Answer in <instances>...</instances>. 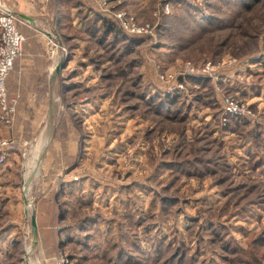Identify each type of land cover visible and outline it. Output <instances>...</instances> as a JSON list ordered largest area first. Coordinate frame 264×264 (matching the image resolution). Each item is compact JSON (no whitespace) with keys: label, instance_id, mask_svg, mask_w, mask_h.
Instances as JSON below:
<instances>
[{"label":"rangeland","instance_id":"1","mask_svg":"<svg viewBox=\"0 0 264 264\" xmlns=\"http://www.w3.org/2000/svg\"><path fill=\"white\" fill-rule=\"evenodd\" d=\"M25 2L40 10L31 22L0 0L24 38L0 119V264H56L59 251L72 264H264V0ZM99 16L115 22L105 35ZM35 42L75 78L15 128L8 77ZM168 74L185 75L175 107ZM230 95L249 113L223 124ZM48 203L59 218L44 231Z\"/></svg>","mask_w":264,"mask_h":264},{"label":"crops","instance_id":"2","mask_svg":"<svg viewBox=\"0 0 264 264\" xmlns=\"http://www.w3.org/2000/svg\"><path fill=\"white\" fill-rule=\"evenodd\" d=\"M9 2L12 3L14 8L19 9V16L28 20V22H31L34 13L38 12L40 14V10L37 6H34L31 2L28 3L25 2V0H9ZM31 12L33 15L30 14ZM43 48L44 46L41 42H35L32 46H29L28 44L25 45L21 56L17 58L12 72L9 74V90L11 93L19 95L16 113L17 119L14 122L15 128L24 126L29 113L32 112L35 114V112H44L41 111V107L44 106L41 102L42 100L49 98V95L51 94L49 92V86L51 83L56 84L59 82L61 85H64V83H69L67 81H72L75 78V76L72 75L69 79L63 80L61 76L63 71L69 67L71 59H69L64 66L61 65L57 69V67L55 68L56 63L52 61V57H50V55L48 56V49H45L47 52L44 53ZM40 84H44L45 87H42ZM38 96L42 99H40L39 108H36L34 101ZM171 96H177V93ZM48 110H50V107H48ZM28 121L29 123H34L32 119H29ZM72 145L74 146V142H72ZM56 217L59 218V213L56 212L54 205H50L49 203L43 205L37 214V223L38 226H40L39 228H43L44 231H48L50 226L49 224H53ZM56 237L58 242H60V234H57ZM41 242H44V239H41ZM44 248L45 251H43L42 256L47 259H51V255L53 254L51 246L45 245Z\"/></svg>","mask_w":264,"mask_h":264},{"label":"built area","instance_id":"3","mask_svg":"<svg viewBox=\"0 0 264 264\" xmlns=\"http://www.w3.org/2000/svg\"><path fill=\"white\" fill-rule=\"evenodd\" d=\"M100 5L102 6V4ZM166 6H169V3H166ZM121 16V14H113V17L118 22L117 25L120 29L140 32V30H133L129 28L130 26L120 20ZM23 40L24 38L22 34L16 28L15 16L12 14L10 9L4 8L0 12V109L2 112L0 119L5 124H9V116L14 112V106L12 104H8L5 98V79L9 70L12 68L14 59L20 53ZM170 74H168L167 77L160 75V78L166 80V83L170 85L168 91L177 93L182 89H185L186 81L184 78H181L185 75H179L178 78H176L177 80L175 79V81L169 82V80L173 77ZM215 80L218 81L216 76ZM223 104V124L226 122L225 117L230 115L231 117H243L249 113L244 111V108L241 107L239 102L233 99L232 95L224 97ZM4 144L5 142L2 145ZM54 259L56 264H72L69 255L64 252L59 251Z\"/></svg>","mask_w":264,"mask_h":264},{"label":"trees","instance_id":"4","mask_svg":"<svg viewBox=\"0 0 264 264\" xmlns=\"http://www.w3.org/2000/svg\"><path fill=\"white\" fill-rule=\"evenodd\" d=\"M58 1H60V3L62 5H64L66 3V0H58ZM99 17L103 19L102 28L104 27V25L106 26V27H104V32H103V35H105L107 31L112 30V26H113L112 23L113 22L109 18H105V17H102V16H99ZM95 19H98V18H96V16L94 18H91V21H92L91 24L87 25V28L83 30L84 32L82 31L87 39H89V37H92V36L94 37L95 36V31L97 29L95 24H96V22L100 21V20L97 21ZM99 28H100V26H99ZM178 98H179L178 96H171V95L168 96L167 95V98H166L167 99V104L169 106L175 107ZM200 98H201V96L198 97L197 100L199 101ZM205 103H208V102H205ZM160 108H161V105H160ZM166 117L169 118V119H175L176 114H171L170 116H166ZM237 120H238L237 118L231 119L232 124L235 125L237 123ZM228 126H230V125L228 124ZM231 127H233V126H230V128Z\"/></svg>","mask_w":264,"mask_h":264},{"label":"water","instance_id":"5","mask_svg":"<svg viewBox=\"0 0 264 264\" xmlns=\"http://www.w3.org/2000/svg\"><path fill=\"white\" fill-rule=\"evenodd\" d=\"M59 66H61V64L57 66V69L59 68ZM30 227H31V232H32V238L35 241L37 238V224H36V217H35L34 212L30 214Z\"/></svg>","mask_w":264,"mask_h":264},{"label":"bare ground","instance_id":"6","mask_svg":"<svg viewBox=\"0 0 264 264\" xmlns=\"http://www.w3.org/2000/svg\"><path fill=\"white\" fill-rule=\"evenodd\" d=\"M39 142V141H38ZM40 143V142H39ZM40 147H41V145H40ZM36 149V148H35ZM39 150V149H38ZM31 204V203H30Z\"/></svg>","mask_w":264,"mask_h":264}]
</instances>
